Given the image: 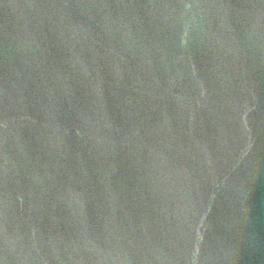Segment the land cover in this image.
<instances>
[{
	"label": "water",
	"instance_id": "obj_1",
	"mask_svg": "<svg viewBox=\"0 0 264 264\" xmlns=\"http://www.w3.org/2000/svg\"><path fill=\"white\" fill-rule=\"evenodd\" d=\"M0 264H264V0H0Z\"/></svg>",
	"mask_w": 264,
	"mask_h": 264
}]
</instances>
